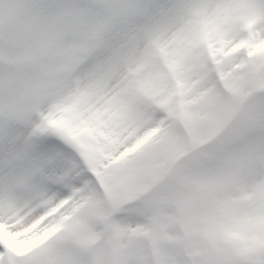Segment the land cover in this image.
I'll list each match as a JSON object with an SVG mask.
<instances>
[{
	"label": "rangeland",
	"instance_id": "rangeland-1",
	"mask_svg": "<svg viewBox=\"0 0 264 264\" xmlns=\"http://www.w3.org/2000/svg\"><path fill=\"white\" fill-rule=\"evenodd\" d=\"M32 2L0 0V66L15 70L30 43ZM180 2L179 27L130 37L86 75L61 70L73 64L71 50L54 61L39 85L47 126L97 176L100 192L76 190L52 205L23 170L0 179V241L15 264H143L177 246L198 259L214 248L221 218L233 229L227 251L264 259V0ZM203 36L226 52L214 83L201 67ZM189 40L198 42L189 49ZM158 103L172 105L174 119L128 152L149 123L140 117ZM110 175L138 188L115 218Z\"/></svg>",
	"mask_w": 264,
	"mask_h": 264
},
{
	"label": "snow or ice",
	"instance_id": "snow-or-ice-1",
	"mask_svg": "<svg viewBox=\"0 0 264 264\" xmlns=\"http://www.w3.org/2000/svg\"><path fill=\"white\" fill-rule=\"evenodd\" d=\"M182 7L180 0H33L29 5L30 43L13 61L15 70L0 66V179H11L23 170L41 199L52 197V205L76 190H81V198L100 192L97 176L71 145L47 126V107L40 102L39 85L52 75L53 63L61 54L74 53L73 64L61 69L69 78L86 75L123 50L130 37L179 27ZM200 39L208 47L202 71L214 83L226 67V52L215 48L207 36ZM197 42L189 40L187 47L191 49ZM176 111L168 103H158L144 113L140 119L149 123L126 150L135 152L153 132L169 125ZM107 183L116 193L110 208L115 218L126 201L137 197L138 188L116 175H110ZM46 211L40 209L33 220ZM232 231L221 218L215 226L218 239L214 248L202 251L200 258L189 259L188 249L177 246L166 258L149 257L143 264H256L243 248L226 250ZM260 243L264 245V240ZM0 264H15L14 254L2 241ZM258 264H264V259Z\"/></svg>",
	"mask_w": 264,
	"mask_h": 264
},
{
	"label": "bare ground",
	"instance_id": "bare-ground-1",
	"mask_svg": "<svg viewBox=\"0 0 264 264\" xmlns=\"http://www.w3.org/2000/svg\"><path fill=\"white\" fill-rule=\"evenodd\" d=\"M130 40H131V39H130ZM130 40H128V43L130 42ZM115 53H117V52H115ZM130 56H131V53L129 54V57H130ZM246 195H247V194H246ZM102 233H103V232H102ZM124 233L127 234L126 231H125ZM100 235H101V234H100ZM98 236H99V234H98ZM98 238H99L98 240L100 241V239H101L100 236H99ZM97 242H98V241H97Z\"/></svg>",
	"mask_w": 264,
	"mask_h": 264
}]
</instances>
